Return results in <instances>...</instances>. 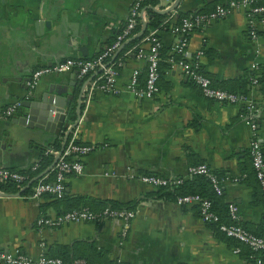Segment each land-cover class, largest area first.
I'll return each mask as SVG.
<instances>
[{
	"label": "crops",
	"instance_id": "1",
	"mask_svg": "<svg viewBox=\"0 0 264 264\" xmlns=\"http://www.w3.org/2000/svg\"><path fill=\"white\" fill-rule=\"evenodd\" d=\"M218 1L182 0L167 18L175 21L180 12L212 9ZM174 2L159 0L154 8L166 9ZM131 5L132 0H0V168L30 169L39 162L42 148L48 152L55 140L65 138V129L60 133L36 129L38 137L17 136L16 131L28 132L19 124L8 125L17 113L3 117L8 105L29 98L28 81L33 72L68 58L98 56L122 32ZM143 14L147 22L145 7ZM258 32L257 42L252 41L247 16L236 9L193 31L187 56L192 59L203 50L202 67L220 88L237 87L236 82L249 72L262 77L249 94L260 109L257 120L264 149V21L259 22ZM158 36L167 54L179 41L170 29L158 28ZM133 48L121 59L116 81L119 92L99 91L88 108L83 104L73 132L79 141L97 148L83 159L82 174L67 176L65 193L130 203L135 218L127 228L122 221L107 219L40 229L38 218L56 216L64 205L50 195L26 197L33 184L10 193L0 189L4 193L0 194V246L38 257L44 242L50 256L64 247L71 262L86 253L92 264H264V256L248 262L249 248L238 240H226L214 225L205 222L199 205L157 196V188L139 179L142 174L184 178L189 189H195L189 168L205 163L228 178L223 194L217 196L219 210L237 204L241 224L264 234V195L253 174V132L241 118L242 106L205 97L178 67L165 65L158 93L153 98L136 97L126 86L133 70L146 77L147 62L129 52ZM255 61L261 66L257 72L252 69ZM95 76L81 78L72 71L49 74L40 79L38 89L50 83L67 85L66 94L72 95L67 121L73 124L78 98ZM52 166L33 179L49 174ZM107 172L111 175H105ZM237 246L239 253L234 251Z\"/></svg>",
	"mask_w": 264,
	"mask_h": 264
},
{
	"label": "built area",
	"instance_id": "2",
	"mask_svg": "<svg viewBox=\"0 0 264 264\" xmlns=\"http://www.w3.org/2000/svg\"><path fill=\"white\" fill-rule=\"evenodd\" d=\"M147 0H132L130 13L122 32L117 36L116 41L98 56L91 59L68 58L61 62L43 66L35 70L28 81L29 92L27 97L32 95L33 90L38 86L40 79L49 74H59L63 72H76L79 77L85 78L88 75L96 74L90 82L88 89L84 94V103L86 108L92 102L97 92H113L118 93L116 87L117 78L120 75V68L123 61L120 59L118 65L112 63L111 58L117 50L131 37L135 36L137 26L141 19H145L143 14V4ZM236 9L243 10L248 20V33L252 41L257 42L259 38L258 24L264 21V0H231L228 5L219 4L215 10L211 12H194L188 16L181 18L180 22L170 26V31L179 36V41L172 48V54L179 55L180 58L170 57L168 62L170 67H178L181 72L191 81L199 86L203 95L211 100L226 103L239 104L243 110L241 118L251 127L253 137L250 144V154L252 163L256 170V176L259 180L264 195V153L262 150L261 140L259 138L258 115L260 113L259 106L249 92L245 94L235 93L213 85L209 76H207L202 67L201 58L204 55L203 50H199L191 59L187 58V47L189 42V34L200 28L207 22L219 20L232 14ZM146 21V20H145ZM142 43L135 46L129 52H133L137 57L143 58L147 62L146 79L142 84L140 81V71L133 70L130 80L127 84V90L138 98H153L159 91L161 60L160 49L163 46L158 36V28H153ZM147 46V49L144 48ZM187 59H186V58ZM261 68L258 62L252 63V69L255 72ZM252 87L258 85L259 78L256 75L251 77ZM22 102L17 101L8 105L3 111L4 118H10L15 115ZM74 131V130H73ZM72 131L69 143L62 149L56 150L51 148L49 153L58 156V160L51 168L55 172L53 181L47 179L48 175H42L33 183L32 190L29 194H24L28 198L38 199L44 195L61 196L66 189V179L71 173L82 174L84 172L83 159L96 150L93 144L78 141L77 132ZM38 163L32 166L33 170L38 169ZM190 175L206 176L211 182L218 195L223 194V183L228 179L220 177L215 173L209 165L203 163L193 165L189 168ZM105 175H111L105 173ZM33 179L28 174L10 168H0V181H11L22 189L29 181ZM139 179L152 185L155 188L173 189L176 185L182 183L184 178H167L155 174H142ZM238 181L239 178H234ZM177 202L180 204H197L200 208L201 217L205 222H220V216L213 210L212 201L197 194L178 195ZM229 208V222L219 223V229L241 242L248 245L252 250L259 251L264 249V234L257 235L246 229L240 221L239 207L235 203H231ZM133 210H104L94 211L89 208H81L67 211L56 216H41L37 220L40 229L44 227L59 228L74 222H94L98 223L107 219H115L122 221L125 228L135 218ZM46 244L42 243V252L38 257H32L25 254L20 249H6L0 246V264H87L83 258L75 259L73 262L65 261L60 257H51L47 254ZM236 253L240 252V248L234 249Z\"/></svg>",
	"mask_w": 264,
	"mask_h": 264
},
{
	"label": "trees",
	"instance_id": "3",
	"mask_svg": "<svg viewBox=\"0 0 264 264\" xmlns=\"http://www.w3.org/2000/svg\"><path fill=\"white\" fill-rule=\"evenodd\" d=\"M158 1L159 0H147L143 4V7L146 8L147 13H148L147 29H146L145 33L143 34V36H141L139 38H136V39L130 41L129 43H127L125 45V47L122 49V51L115 58L114 57L111 58L112 63H114L115 65H118L119 60L123 59L122 57L124 56V54L130 48L138 46L140 44V42L142 41V39L145 36L148 35V33L150 32L151 28L169 29L171 25L179 23L181 18L191 14V12H188V13L180 12L178 14V17L176 18V20L173 21L172 20L173 17L167 18L168 17L167 14H161V13H159V12H157L155 10L154 6L158 3ZM230 1L231 0H219L217 2V4L213 6L212 9H206V10L203 9V10H200L198 12H211V11L215 10L216 7L219 4L228 5ZM144 21L145 20H143V19L140 20V23L138 24V26L136 28L138 32L142 29ZM196 29H198V28H195V30ZM195 30H193V31H195ZM192 32L189 34V37L192 34ZM116 39L114 38L112 41H110V45L108 47H110L116 41ZM169 52H170V50H169ZM114 56H115V54H114ZM172 56H174L177 59L180 58L179 55L172 54V52L168 53V54L165 53L164 47L163 46L161 47V49H160L161 60H160V63H159L160 77L162 76V72H163L162 71V67L164 65H165V67H169L170 66V63L167 62V61ZM187 58H188V56H187ZM188 59H190V58H188ZM203 71H204V69H203ZM204 73L207 76H209L205 71H204ZM253 75H254L253 73L249 72L248 76L245 79L238 80L236 82L237 83V87H235V88L223 87L222 89H225V90H228V91H232V92H235V93H241V94L248 93L249 90L252 87V79H251V77ZM209 77L211 78V76H209ZM261 78H259L258 84L261 82ZM145 79H146V77L142 78L141 73H140V81H141L142 84L145 82ZM211 80L213 82V85L216 86L214 84V81H213L212 78H211ZM191 82L199 88V86L197 84H195L193 81H191ZM158 84H159V82H158ZM218 88H220V87H218ZM70 137H71V135H70ZM70 137H69V139L67 140L66 143H64V139L63 138H58L51 145L56 150H62L69 143ZM79 142H81V141H79ZM262 150H263V153H264L263 146H262ZM250 156H251V154H250ZM53 163H54V155L52 153L46 152L45 148H42V153H41L40 160L38 162L39 166H38L37 171L33 170L32 168L27 169V170H19V171H22V172L28 174L31 178H33L37 174H39L42 171H44L45 169H47ZM251 164H252V168H253V174H254L255 178L258 180V178L256 176V170H255V168L253 166V163H252V157H251ZM47 175H48L47 179L49 181H53L54 180V178H55V172L54 171H50L49 174H47ZM192 176L194 177L193 181H196V182H194V183H196V186H197L195 189H189V186H187L186 180H184L182 183L176 185L173 189L163 188V187L158 188V190L156 192L157 196L164 197V198H169V199L171 198V199H174V200L177 201V196L178 195H186V194L201 195L202 197L207 198V199L212 201L213 210L215 212H217L219 214V216H220V222L219 223H221V222H229L230 221L229 208L227 207L226 210L225 209L224 210H219L218 204L220 203V200L217 197L219 195L216 193V191H215V189H214V187L212 185V182L206 176H203V175H192ZM219 176L221 177V175H219ZM258 182H259V180H258ZM0 189L4 190L5 192H9V193L10 192H16L17 191V186H16L15 183H13L11 181H8V182L0 181ZM28 192H29V190L25 191V193H28ZM48 195H50V194H48ZM50 196L54 197L57 202H59L60 204L64 205V207H65L64 211L61 212V213H64V212H67V211H71V210L81 209V208H89V209H92L94 211H104L106 209H108V210H124V209L133 210L134 209V205H132L130 203H121V202H117V201H113V200H96V199H92V198H88V197H81V196L69 197L65 192L61 196H57V195H50ZM208 223L214 225L217 228V230L219 231L218 233L222 234V236H224L226 238V240L232 241V240L235 239V238H233L231 236H228L223 231H221L219 229V223H216V222H208ZM254 234H256V233H254ZM257 235H263V234H257ZM244 245H246V244H244ZM246 246L249 248V254L247 255L248 262L254 263L259 258L258 256H264V249L259 250V251H254L248 245H246ZM238 248H240V247H238ZM240 252H241V248H240ZM68 253H69V251L66 250V248L60 247L58 249V254H56V256H51V257H59V256H61L65 261L71 262V258L68 256ZM57 255H59V256H57ZM78 258H83V259H85L87 261V264H92L90 262V260L88 258V255L86 253H85V255H81ZM78 258H75V259H78ZM75 259H73V260H75Z\"/></svg>",
	"mask_w": 264,
	"mask_h": 264
},
{
	"label": "water",
	"instance_id": "4",
	"mask_svg": "<svg viewBox=\"0 0 264 264\" xmlns=\"http://www.w3.org/2000/svg\"><path fill=\"white\" fill-rule=\"evenodd\" d=\"M181 1L182 0H175V2L166 9L156 11L161 14H168L171 11L175 10ZM42 24L43 23L41 22V25ZM146 29L147 22L144 21L142 29L135 36L124 42V44L115 53L114 58L122 51L127 43L143 36ZM67 88V85L57 83H50L48 85H45L41 89H38L37 86L33 90L32 95L29 98H24L16 117L8 122V125H11V123L19 124L20 126L24 127L29 133L19 130L14 132V134L17 136L34 135V137H38L39 134H35L36 129L49 131L52 133H60L62 129H65L66 133L64 143H66L70 134L80 122L84 104V93H81L77 103V119L73 124L67 121V109L71 104L72 99L71 94H66ZM57 160L58 156H56L53 166L55 165ZM41 176L30 180L26 188L30 187L35 182V180H37ZM0 194L4 193L0 192Z\"/></svg>",
	"mask_w": 264,
	"mask_h": 264
}]
</instances>
